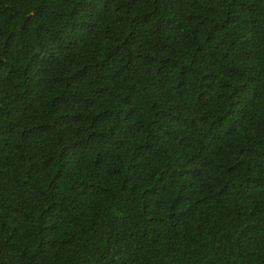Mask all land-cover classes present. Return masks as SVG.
<instances>
[{
    "label": "trees",
    "instance_id": "1",
    "mask_svg": "<svg viewBox=\"0 0 264 264\" xmlns=\"http://www.w3.org/2000/svg\"><path fill=\"white\" fill-rule=\"evenodd\" d=\"M0 264H264V0H0Z\"/></svg>",
    "mask_w": 264,
    "mask_h": 264
}]
</instances>
